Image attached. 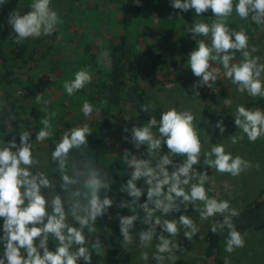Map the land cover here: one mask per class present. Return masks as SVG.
<instances>
[{
  "label": "clouds",
  "instance_id": "clouds-1",
  "mask_svg": "<svg viewBox=\"0 0 264 264\" xmlns=\"http://www.w3.org/2000/svg\"><path fill=\"white\" fill-rule=\"evenodd\" d=\"M30 7L31 10L24 14L18 10L9 14L8 23L17 43L42 35L50 36L61 22L58 13L51 7V0H33ZM171 7L181 12L194 9L197 16L211 10L215 17L210 24L196 21L188 29L194 40L197 36H211L210 46L203 40L196 41L197 47L188 57L192 74L199 78L193 86V98L199 97L198 88L211 87L210 82H216L221 75L220 68L212 66L213 61L222 65L223 75L237 86L240 94L264 98V63L260 62L259 56L253 55L258 49L254 46L249 48V37L243 28L236 31L227 26L228 19L235 13L241 20H250L264 29V0H171ZM237 53L242 60L236 61ZM106 61L107 52L102 54L99 62ZM90 81L91 74L81 70L73 80L65 82L64 89L72 96ZM39 98L36 97L37 100ZM224 104L230 107L232 101L224 99ZM93 111V106L85 101L83 114L90 116ZM95 111L99 115L100 110ZM141 111L147 113L155 111V108L144 104ZM54 115L46 114L41 119L43 127L35 136L36 142H44L52 136L50 121ZM233 117L235 125L250 142L254 143L264 136V112L261 110L237 105ZM194 121L191 111L173 107L162 112L159 119L151 116L142 127L124 128L126 133L130 131L128 142L136 151L146 147L147 152L136 155L131 150H123L122 163L129 169L130 178L119 191L131 199L119 203L108 195L113 183L108 173L90 160L70 159L73 150L87 147V137L92 134L87 125L66 132L51 154L59 169V193L55 191L57 185L48 175L38 170L40 160L33 155L31 133L21 131L19 145L13 137L0 146V220L3 221L0 264H92V254L101 255L104 247L102 239L95 235L98 219L107 215L114 206L131 213L118 215L123 251L130 252L134 243L148 249L155 240L152 258L156 264H175L179 258L177 252H186L178 243L181 233L189 241L200 233L199 226L188 215L181 214L178 220L166 218L186 211L189 206L199 214L202 222L216 216L223 217L222 221L211 224V231L216 233L218 228L227 230L225 250L228 253L243 248L244 237L233 223V218L239 215L238 211L230 207L229 201L210 197L205 187L210 177L207 171L197 170L203 146ZM215 127L221 134L224 133L222 120ZM241 139L243 137L238 134L230 138L233 144ZM164 148L166 152L162 151ZM145 155L147 158H143ZM203 156L204 165L214 168L219 174L237 177L251 167L240 156L233 157L227 153L223 144L211 145ZM177 157L184 159L176 163L174 158ZM140 181H143L142 187H138ZM42 189L49 190L47 198ZM145 193L146 201L142 203ZM138 209L143 213L142 224L147 227L136 232L137 243L132 233L140 219ZM87 237H93L91 248L86 246ZM50 238L55 241L54 250L49 249ZM137 259L147 262L148 252H141Z\"/></svg>",
  "mask_w": 264,
  "mask_h": 264
},
{
  "label": "trees",
  "instance_id": "trees-1",
  "mask_svg": "<svg viewBox=\"0 0 264 264\" xmlns=\"http://www.w3.org/2000/svg\"><path fill=\"white\" fill-rule=\"evenodd\" d=\"M104 1H107L108 4H111L112 1L115 2V0H91L89 3L95 2L101 5ZM116 1L122 5V13L116 23L121 28V35L117 37L116 41L110 39L98 43L92 40L86 41L85 37H59L60 32L56 28L50 36L42 35L39 38H29L22 43H17L15 33L8 23L9 14L16 10L21 14L30 11L33 0H0V96L6 103L4 108H0V143L11 141L13 137L16 142L20 141L19 133L21 131L31 133V140H35L36 134L43 127L41 119L45 118L46 114L55 113L50 121L52 136L44 141L48 145L50 158L57 143L66 132L71 128L87 125L92 131V134L87 137L88 146L93 151L92 156L95 159H100L102 152L109 153L107 135L119 127L120 123L123 122L121 125L123 126L132 122L133 120L127 121L125 118L130 113H135L137 121L144 125L151 116L159 119L161 113L166 111L162 104L147 97L139 81L142 76H151L165 63L161 53V44L162 41H166L168 36L160 30L157 35L153 34V37H149V34L154 32L150 23L145 22L144 28H141L134 27L133 22L141 19L149 11L153 15H158L163 27L169 29L176 25L174 19H171L173 16L180 18L181 15L196 14L195 10L181 12L179 9L171 7V0H139V4H137L138 0ZM201 15L207 17L213 14L209 10ZM103 19L107 20V25L110 24V19L107 17ZM68 27L65 29L66 31ZM69 30L77 36L78 29L74 25ZM246 34L249 36L248 32ZM197 37L196 40L190 41V46L197 43ZM65 41L69 49L65 48L62 51V59L56 65L59 73H55L53 79L43 80V77L37 74L36 67L34 70H30L33 60H36L39 69L44 67V64L51 63L53 51L58 46L61 47V43L63 44ZM105 52L108 53V61L101 63L99 61ZM81 70H86L91 74V81L83 89L69 96L64 89V84L73 80L75 74ZM48 88H53L55 100L53 104L44 105L43 102L50 96L45 92ZM209 91L211 89L205 90V98ZM37 96H40L39 100L36 99ZM23 101L25 104L19 105ZM85 101L90 103L94 109L89 119L82 112ZM144 104L154 106L155 111L147 113L141 111V105ZM247 108L251 110L263 109L264 98L249 103ZM95 109L100 110L99 115L96 114ZM194 125L203 146L196 118ZM81 149L73 150L70 159L82 160ZM162 151L166 152L167 149L164 148ZM203 152H205L204 149ZM203 152L201 162L196 167L200 172L207 171L210 181L205 184V187L208 189V194L215 195L214 191L217 189L213 170L204 165ZM177 158L181 161L184 159L183 157ZM70 167L71 165H69V169ZM51 175L57 185L55 191L59 193L60 174L54 161H52ZM110 176L113 183H116L118 177ZM126 182L127 180H122V184ZM142 186L143 181L138 182V187ZM119 189L112 186L108 195L117 203L124 199H131L126 193H121ZM145 201L146 193L141 198L142 203ZM137 213L140 219L137 221L133 233H138L147 227L142 224V211L138 209ZM130 214L127 209H119L114 206L109 209L107 215L98 219L97 224L102 229L120 231L118 215ZM222 219L223 217L216 216L213 222H219ZM233 223L236 230L243 236L264 230V193H261L257 200L247 206L237 217H234ZM156 232L159 235V228L156 229ZM2 236L3 234H0V237ZM226 238L227 230L221 231L218 228V231L213 233L210 225L205 236L206 247L202 262L217 264ZM112 242L111 239L105 243L107 247L105 254L99 256L95 253L92 254V264H125L128 255L122 249L115 248ZM49 245V249L54 250L52 244L49 243ZM2 254L3 244L0 242V255ZM175 264L191 263L186 260H176Z\"/></svg>",
  "mask_w": 264,
  "mask_h": 264
},
{
  "label": "rangeland",
  "instance_id": "rangeland-1",
  "mask_svg": "<svg viewBox=\"0 0 264 264\" xmlns=\"http://www.w3.org/2000/svg\"><path fill=\"white\" fill-rule=\"evenodd\" d=\"M89 1L91 0H51V7L58 13L61 21L56 26L60 32L59 37H85L86 41L92 40L98 43L110 39L116 41L117 37L121 35V28L118 27L116 23L122 13V5L116 0L115 2L112 1L111 4L104 1L101 5L95 2L89 3ZM153 16L155 17L152 20ZM104 17L110 19L109 25H107V20L103 19ZM173 17L171 19H174L173 21L176 25L169 29L163 27L158 15H153L149 13V11H147L141 19L133 22L134 27L139 26L141 28H144L145 22L150 23L154 32L149 34V37H153V34L157 35L160 30L163 31V34L168 36L166 41H162L161 44V53L164 56L165 63L151 76H142L139 82L144 88L147 97L154 102L162 104L166 110L174 107L177 110H189L194 114L197 119L205 152L210 150L211 145L223 144L227 153H230L233 157L240 156L250 163L251 167L237 177H233L230 174H219L212 168L214 183L217 190L214 191L215 195H208L210 197L219 198L220 200L229 201L230 207L236 209L238 213H240L257 200L261 193H264V136L254 143L250 142L247 136L235 125L233 115L237 105H243L248 109L247 105L256 102L260 97L253 98L247 93L240 94L236 90L237 86L233 85L230 79L223 75L222 65L213 61L211 62L212 66L219 67L221 75L218 76L216 82H210L211 87L204 86L198 88L197 90L200 95L199 97L193 98V86L198 82L199 78L192 74L188 63V57L190 53L196 49L197 43L193 46L189 45L190 41L194 39H192V34L188 29L196 21L210 24L215 17L214 15L204 17L202 15L197 16L196 14L181 15L180 18H176V16ZM73 25L78 29L77 36L74 35V32L69 30ZM227 26L236 31L243 28L244 31L248 32L249 48L251 49L253 46L256 47L258 51L253 53V55L259 56L260 62L264 63V29L259 28L258 25L252 23L250 20H241L235 13L228 19ZM67 27L68 30L66 31L65 29ZM197 39L198 41L203 40L209 46L211 45L210 35L208 37L198 36ZM65 48L69 49L66 41L63 42V44L61 43V47L58 46L53 51L51 63L48 62L44 64V67L39 69L36 60H33L30 70H34L36 67L37 74L43 77V80L53 79V75L59 73V69L56 65L59 64V60L62 59V51ZM64 54L65 53H63V56H65ZM242 59V56L237 53L236 61ZM206 89H211L207 94V98L204 96V94H206ZM53 91V88L46 89L45 92L49 93L50 96L43 102L44 105L53 104L55 100ZM227 98L232 101L230 107L224 104V99ZM24 104L25 101L19 105ZM4 106H6V103L0 96V108H4ZM48 108L51 110L50 107ZM259 110L264 112V108ZM87 118L89 119V116H87ZM125 118L127 121H133L123 126H121L123 122L120 123L119 127H116L113 132L107 135L108 154L102 152L101 158L95 159L92 156L93 151H91L87 145V147L81 149L83 158L79 160L81 162L90 160L95 166L102 168L109 175L118 177L117 182L112 183L114 188H120L122 180L130 178L128 175L129 169L122 163L123 150H131L136 155L147 152L146 147H142L140 152H137L134 146L128 142L131 135L130 131L128 133L124 131V128L130 130L134 126L142 127V122L137 121L136 114L133 112ZM220 120L223 121L225 128L223 134H221L219 128L215 127ZM237 134L242 136L243 139L236 144L231 143L230 138ZM126 137L128 139H126ZM8 142L9 141L2 142L0 146ZM30 142L33 144V155L40 160L38 170L45 172L49 179L55 184L54 178L51 175L52 160L49 155L47 143L36 142V140H31ZM16 143L19 145L20 141ZM13 151H15V149H13ZM144 157L147 158L146 155ZM174 162L179 163L180 160L174 158ZM169 170L171 171V166H169ZM69 172H71V167ZM42 192L46 198L49 196L48 189H42ZM49 211H51L50 208ZM181 214L192 217L199 226L200 233L193 237L191 241L186 239L181 233V236L178 237V243L186 252H177V256L179 257L177 260H186L191 264H206L202 262L206 247L205 236L214 218H209L208 221L202 222L199 214L196 213L191 206H189L186 211L182 210L180 213H173L166 218L178 220ZM157 215H159V213ZM2 225L3 223L0 220V234H3ZM73 226L79 227L77 224ZM97 228L98 232L95 235H98L102 239L104 245L101 255L106 252L107 247L105 243L111 241V239L115 248L122 249L121 240L123 237L120 231L102 229L98 224ZM109 232L111 234H109ZM132 234L138 243V235L136 233ZM243 237L245 246L235 249L232 253H228L225 250L226 243L223 245L222 254L217 264H225V260H227V264H264V230ZM92 239L93 237H87L88 243L86 246L89 248H91ZM49 243L52 244L51 246L54 249L55 241L50 238ZM155 243L156 241L154 240L152 247L148 249H142L138 244L134 243L131 247V251L126 252L128 259L125 261V264H156V261L152 258L155 254ZM143 251H147L149 254L147 262L137 259L139 254Z\"/></svg>",
  "mask_w": 264,
  "mask_h": 264
}]
</instances>
